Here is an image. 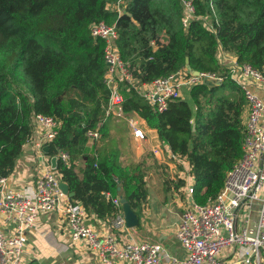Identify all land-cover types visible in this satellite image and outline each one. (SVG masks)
Listing matches in <instances>:
<instances>
[{"label":"trees","instance_id":"1","mask_svg":"<svg viewBox=\"0 0 264 264\" xmlns=\"http://www.w3.org/2000/svg\"><path fill=\"white\" fill-rule=\"evenodd\" d=\"M186 1L195 8L188 27L182 23ZM114 2L0 0V179L16 170L35 131L33 116L52 117L61 125L47 155H69L57 171L73 199L90 215L114 220L121 211L105 194L122 195L142 217L149 198L148 157L131 167L123 163L119 139L109 141L117 117L107 116L105 42L91 31L104 21L116 24L119 53L142 84L179 71L224 79L220 86L184 88L182 98L162 113L121 85L123 114L144 121L189 163L197 204L215 200L226 173L243 156L247 106L219 55L264 71V0H129L123 15L109 9ZM174 184L179 189L186 181Z\"/></svg>","mask_w":264,"mask_h":264},{"label":"built area","instance_id":"2","mask_svg":"<svg viewBox=\"0 0 264 264\" xmlns=\"http://www.w3.org/2000/svg\"><path fill=\"white\" fill-rule=\"evenodd\" d=\"M184 4L182 23L188 27L194 18L195 8L191 1ZM125 5V0H118L108 7L123 15ZM91 31L94 38L105 42L106 84L111 90L108 117L119 116L122 112L125 98L121 85L129 87V90L135 89L156 112L162 113L168 109L170 102L182 98L184 88L212 80H224L217 74L197 75L192 71L190 74L179 71L152 83L142 84L135 78L130 63L124 61L119 53L116 24L109 25L102 21L94 24ZM230 64L231 77L240 86L249 107L248 119L245 120L243 156L226 173L224 187L215 200L202 205L191 198L176 229L177 239L187 254L184 258L168 256L160 243L135 239L122 241L116 236L117 231L130 234L123 213L122 195L105 194L121 212L109 226L106 225V231H97L89 223L82 205L72 202L62 192L59 172L50 163L38 176L31 192L6 189L8 178L0 179V264H26L27 233L42 216L54 213L65 217L72 240H84L102 264H161L164 256L168 258V264H229L222 257L229 249L242 251L245 264L259 261L264 254V97L255 90L264 92V71L248 64H240L236 59ZM33 123L35 131L25 147L30 146L41 158L48 157L50 162L55 157L57 163H67L70 159L67 153L47 156L44 151L56 137L59 123L54 118L43 115L33 116ZM131 126L134 138L146 141L148 136L145 131L133 121ZM90 136L94 139L98 134L91 133ZM162 152L171 160L183 163L184 159L174 155L166 147L161 148V152L155 150L156 155H161L164 160ZM188 192L191 197L194 195L193 183L188 184ZM253 201L261 203L257 231L248 226L249 215L238 221L240 210L252 211ZM247 204H250L249 207ZM238 225H242L241 232L237 230Z\"/></svg>","mask_w":264,"mask_h":264},{"label":"rangeland","instance_id":"3","mask_svg":"<svg viewBox=\"0 0 264 264\" xmlns=\"http://www.w3.org/2000/svg\"><path fill=\"white\" fill-rule=\"evenodd\" d=\"M117 1L118 0H116V2ZM125 1H126V4L129 2V0H125ZM162 38H164V37H162ZM153 42L154 41H152L151 44H154ZM162 42L164 43V41H162ZM223 58L226 61H228L224 64L226 66H228L230 64V62L233 61L232 56H230L228 54H224L223 52H221L219 59L222 60ZM231 65L232 64H230V66ZM248 110H249V107L247 105L245 108V112H244V119L245 120L248 119ZM115 117H117V118L113 119V121H111V123H110V124H112V127L110 130L111 132H110L109 141H112L115 138L116 141L118 142V139H119V145L117 146V148H119L121 151L123 163L133 167L138 162L142 161L143 156L148 157V163H147L148 176L146 177V180L149 184V187L151 188L150 189L151 193H154L155 195H158L160 197L161 196L164 197L165 200L167 201L168 205H172L173 201H174L172 199L175 195L172 193H174L175 191H176V193H178V191L181 188L177 189L175 184H167V182L174 183L175 181L178 180L179 176H182V178H186L187 172H186V169L184 167V166H186V163L183 166L184 160H183L182 164L178 163L174 160H171L170 157H167L166 154H164L163 152H162V157L164 156V158H165L164 160L161 159V155L160 156L156 155L155 150H157L158 152H161V148H165V147L168 149H170V148L167 145H165L164 143H162L161 141L160 142L164 145H161L160 143H157L156 141L153 142V140L150 137V133H148V127L144 121H141L136 117L125 116L124 114H122V112L119 116H115ZM132 121L138 127L142 128L145 131V133L148 136L146 141H138L137 140L134 142V140H132L130 138L129 130L131 131V134L133 135V138H134V133H133V129L131 126ZM60 125L61 124L59 123V126ZM91 145H93V144H91ZM91 150H93V149H91ZM164 162H166L167 164ZM154 164H157V167H155ZM161 164L165 167L161 168ZM57 165H58V163H57ZM57 165L55 166V168H58ZM177 173H178V175H177ZM58 174L60 175V178H61V174L60 173H58ZM36 180H37L36 178H33L34 184H35ZM192 180H193V178H192ZM186 186L187 187L185 190H187L186 196H187V200L189 198V201H188V205H189L191 198L193 199V196L191 197L189 195L188 183ZM171 190H172V193H169V194H171V196L165 195L163 193L165 191H171ZM65 195L72 202H75V203L82 205L78 201H75L73 198H70L69 195H67V194H65ZM178 196L179 195H177V197ZM170 200H172V201H170ZM193 201L195 202L194 199H193ZM175 204H177V203L175 202ZM188 205L183 210V212L181 214L182 216H183L185 210L188 208ZM249 205L250 204H247L248 207H249ZM82 207L84 208L83 205H82ZM117 208H118V206H117ZM147 209H148V206L146 205V208H145L143 214L146 212ZM251 209H252V212H249L247 210H240V212H239L240 216L238 217V221H240L241 218L245 219L249 215V213L250 214L253 213L254 210L255 211L259 210V217H260V209H261V203L260 202L253 201L251 204ZM84 210L86 211L85 208H84ZM86 213L88 215L89 223H91L97 231H100V230L106 228V226H103L101 229H99L98 227H100V226H96L98 220L95 217H93V215H90L87 211H86ZM51 215H54V214L44 215L45 217L42 216L40 218V220L35 224V226L27 233V244H26V249H25L26 264H28L29 262H31L34 259L41 260L39 262H41L43 264H102L101 261L99 260V258L97 257V255L87 246V244L84 240L78 241V242H75L72 240L67 220L65 219V217H62L61 215H60L61 220L66 223V226H67L66 228L68 230L70 242L68 243V245L61 244V243L59 245L55 244L53 241L55 235L52 234L51 232H48V234L46 236V242L42 246L43 237H40V236L38 237L37 230L39 229L40 222L44 221L45 218H48ZM255 216L257 217V214ZM181 220H182V217H181ZM112 222L113 221H111V223ZM95 223H96V225H95ZM109 225L110 224H108V226ZM241 226L242 225H238V228H237L238 232H241V228H242ZM129 229H130V231L132 229L136 230V229H138V227L129 228ZM116 236L118 237V231L116 232ZM47 241H48V244H47ZM45 248H48V250L46 251ZM37 250H38V252H36Z\"/></svg>","mask_w":264,"mask_h":264},{"label":"crops","instance_id":"4","mask_svg":"<svg viewBox=\"0 0 264 264\" xmlns=\"http://www.w3.org/2000/svg\"><path fill=\"white\" fill-rule=\"evenodd\" d=\"M220 56V55H219ZM233 58V57H232ZM235 59V58H233ZM222 62H228L224 58L222 59ZM258 94H260L262 97H264V92L260 90H255ZM148 133H150V137L153 140V142L160 143L161 145H164L160 142L158 135L156 131L149 130ZM129 136L132 140L137 141L133 138V135L131 134V131L129 130ZM50 161L48 157L41 158L39 154H37L30 146H24L23 154L21 158L19 159L17 163L16 170L14 173L8 178V184L6 185V189L12 188L15 190H28L29 192L33 189V178H38L39 175H41L47 167L50 165ZM166 163V162H164ZM186 163V166H184ZM167 164V163H166ZM183 166L186 169L187 176L186 178H182V176H179L178 179L182 178L186 181L185 186L176 193H172L171 191H165L163 192L165 195L171 196V194H175L173 199V204L168 205L167 201L164 197H160L158 195H155L154 193H151V188L149 187V198H148V209L146 212L140 217V222L138 229H132L130 231V234H125L121 231H118V237L121 238L122 241H127L129 239H135L137 241L141 242H153V243H160L163 248L166 251V254L168 256L178 257V258H184L187 254L184 248L182 247L181 243L177 239L176 236V228L181 221L182 212L187 207L189 198L187 200L186 196V185L194 183L192 178L189 175L190 172V165L185 160ZM161 164V168H164ZM167 168V167H166ZM178 175V173H177ZM178 181V180H177ZM175 181L174 183H176ZM170 183V184H174ZM149 186V184H148ZM183 193H182V192ZM167 192V193H166ZM177 195H179L177 197ZM170 200V201H172ZM175 202L177 204H175ZM168 205V206H167ZM252 212V211H251ZM124 213V212H123ZM257 214V217L255 216ZM45 217V216H44ZM43 217V218H44ZM61 216L54 213V215H51L48 218H45L44 221L40 222L39 229L37 230L38 237H43L42 239V246L46 242V236L48 232H51L55 235L54 237V243L55 244H65L68 245L70 242L69 240V234L67 230L66 223L63 222L60 218ZM98 221L96 226L99 229H101L103 226H106L108 224H111V221H114L112 219L108 220H101L98 219L95 215H93ZM249 222L248 226L253 230L252 226L255 225L254 222H258L259 220V210H254L253 213H249ZM96 222V221H95ZM244 227V226H243ZM136 228V227H135ZM106 231L105 230H101ZM48 244V241H47ZM47 251L48 248H45ZM38 252V250L36 251ZM223 259L228 262L229 264H245L244 263V255L242 251H235L233 249L227 250L223 254ZM41 261L39 259H34ZM161 264H168V258L166 256L163 257ZM253 264H264V254L260 258L259 261Z\"/></svg>","mask_w":264,"mask_h":264},{"label":"water","instance_id":"5","mask_svg":"<svg viewBox=\"0 0 264 264\" xmlns=\"http://www.w3.org/2000/svg\"><path fill=\"white\" fill-rule=\"evenodd\" d=\"M187 66H188V69L191 71V67L189 66V61L187 60ZM194 72L195 74H199V72H196V71H192ZM206 85L208 86H220L223 84V82L219 81V80H212V81H209L208 83H205ZM44 151L46 153H49L50 152V147L49 146H46L44 148ZM51 164L53 167H55L57 165V158H52L51 160ZM60 188L62 189V191L69 195L70 198H74L75 197V194L70 192V189H69V186L64 183L63 181L60 182ZM122 201V204H123V211H124V215H125V219H126V224H127V227L129 228H135V227H138L139 226V222H140V219L138 217V215L131 209L129 203H128V200L124 197H122L121 199ZM255 225L252 226L253 230L254 231H257V227H258V222H254Z\"/></svg>","mask_w":264,"mask_h":264}]
</instances>
